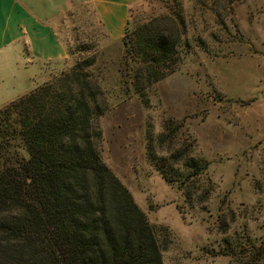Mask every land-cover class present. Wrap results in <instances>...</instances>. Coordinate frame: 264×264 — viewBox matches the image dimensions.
<instances>
[{
	"label": "rangeland",
	"instance_id": "obj_1",
	"mask_svg": "<svg viewBox=\"0 0 264 264\" xmlns=\"http://www.w3.org/2000/svg\"><path fill=\"white\" fill-rule=\"evenodd\" d=\"M178 7L185 28L178 67L136 91L128 36ZM126 29L110 39L81 0L56 28L65 60L43 74L32 67L27 94L93 59L88 72L104 109L95 120L97 151L154 229L163 264H264V0H143ZM166 124L176 128L174 148L186 144L208 164L180 187L163 181L145 158L146 137L155 141ZM156 151L167 156L165 148ZM178 170L185 179L188 171Z\"/></svg>",
	"mask_w": 264,
	"mask_h": 264
},
{
	"label": "trees",
	"instance_id": "obj_2",
	"mask_svg": "<svg viewBox=\"0 0 264 264\" xmlns=\"http://www.w3.org/2000/svg\"><path fill=\"white\" fill-rule=\"evenodd\" d=\"M171 15L133 27L128 36L136 91L179 65L184 20L179 7ZM93 64L75 62L0 108V264H163L154 229L97 151L95 120L104 109L88 72ZM175 135L166 124L145 146L147 163L170 186L208 165L190 155V146L174 148ZM157 147L167 156L157 155Z\"/></svg>",
	"mask_w": 264,
	"mask_h": 264
},
{
	"label": "crops",
	"instance_id": "obj_3",
	"mask_svg": "<svg viewBox=\"0 0 264 264\" xmlns=\"http://www.w3.org/2000/svg\"><path fill=\"white\" fill-rule=\"evenodd\" d=\"M143 0H85L110 39L123 36L131 10ZM81 0H0V108L30 91V69L43 74L65 60L57 33Z\"/></svg>",
	"mask_w": 264,
	"mask_h": 264
}]
</instances>
